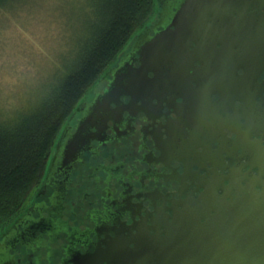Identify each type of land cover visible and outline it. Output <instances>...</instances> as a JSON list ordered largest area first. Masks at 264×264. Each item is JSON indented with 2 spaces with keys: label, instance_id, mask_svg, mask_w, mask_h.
Returning a JSON list of instances; mask_svg holds the SVG:
<instances>
[{
  "label": "flooded vegetation",
  "instance_id": "af4514ba",
  "mask_svg": "<svg viewBox=\"0 0 264 264\" xmlns=\"http://www.w3.org/2000/svg\"><path fill=\"white\" fill-rule=\"evenodd\" d=\"M177 2L158 5L173 12ZM224 10L216 32L164 54L139 95L110 105L64 173L46 172L36 196L0 230V264H167L171 243L187 252L202 242L204 225L187 220L188 207L202 210V193L220 207L236 199L264 205V0H230ZM140 65L136 54L132 67ZM102 75L77 106L108 87ZM81 115L66 120L58 139ZM55 189L57 221L26 231L29 219L49 215Z\"/></svg>",
  "mask_w": 264,
  "mask_h": 264
},
{
  "label": "trees",
  "instance_id": "16d2710c",
  "mask_svg": "<svg viewBox=\"0 0 264 264\" xmlns=\"http://www.w3.org/2000/svg\"><path fill=\"white\" fill-rule=\"evenodd\" d=\"M54 2L59 49L51 68L38 87L0 101V226L36 196L63 124L157 10L155 0Z\"/></svg>",
  "mask_w": 264,
  "mask_h": 264
},
{
  "label": "water",
  "instance_id": "95a60500",
  "mask_svg": "<svg viewBox=\"0 0 264 264\" xmlns=\"http://www.w3.org/2000/svg\"><path fill=\"white\" fill-rule=\"evenodd\" d=\"M160 1V0H159ZM173 12H166L164 4L158 5V19L151 26L140 31L118 61L110 65L102 75L109 78V84L102 92L94 95L91 101L83 99L70 114L71 119L76 110L82 112L75 124V130L68 133L65 128L60 138L55 142V154L49 162L47 177L51 174L64 173L83 149V144L91 136L88 131L91 127H99L111 114L112 103L118 104L121 95L129 94L131 97L139 95V90L150 84L147 71L154 70L153 65L157 59L164 57L171 50L178 52L189 47L197 39L196 44L205 37H210L221 21L217 17L225 14V8L230 0H175ZM228 15V14H227ZM170 16L165 24L163 20ZM216 22V23H215ZM155 26H162L154 30L152 36L149 30ZM122 54V53H121ZM138 54L140 67H132V60ZM119 107V106H118ZM119 108H114L117 112ZM59 155V157H57ZM61 192L55 189L51 198V206L47 208L49 215L45 218L29 219L25 223L26 231L45 227L56 220V210L59 208ZM201 194L202 210L195 211L187 208V220L191 223L204 225L201 230L202 242L186 250L176 242L171 243L174 253L167 257V264H264V205L253 204L248 206L243 199H236L229 205L222 206L217 203H207L209 191L203 197ZM217 209V210H215ZM214 211V212H212ZM26 213H22L15 222H19ZM11 232L9 228L1 241H9ZM178 233V231H177ZM172 236L171 238H176ZM193 239L198 238L193 237ZM200 245V250H198ZM190 247V246H188ZM196 247V248H195ZM202 250V252H200ZM186 256V259L183 258ZM4 260V259H1ZM1 262V261H0Z\"/></svg>",
  "mask_w": 264,
  "mask_h": 264
},
{
  "label": "clouds",
  "instance_id": "9594fccd",
  "mask_svg": "<svg viewBox=\"0 0 264 264\" xmlns=\"http://www.w3.org/2000/svg\"><path fill=\"white\" fill-rule=\"evenodd\" d=\"M8 15V14H6ZM9 24L0 27V91L10 78L16 89L24 96L38 87L49 68L48 61L38 56L33 47L19 38L17 25L8 15ZM30 29L41 38L54 37L58 29L51 22V14L40 10Z\"/></svg>",
  "mask_w": 264,
  "mask_h": 264
},
{
  "label": "rangeland",
  "instance_id": "374dc122",
  "mask_svg": "<svg viewBox=\"0 0 264 264\" xmlns=\"http://www.w3.org/2000/svg\"><path fill=\"white\" fill-rule=\"evenodd\" d=\"M9 2H6L4 5L0 6V27L7 26L10 23L8 20V15H10L12 17V22H15L17 25L19 38L23 42L30 44L33 47V49L36 51L38 56L43 57L48 61L49 68L47 71H49L52 65L51 60L55 59L56 49H59V42H58L59 30L56 32V35L54 37L45 36L44 38H41L39 34H36L34 31L30 29V25L32 21L36 19V15L38 14V12L40 10H43L51 14V22H53V26L58 29V25L56 22V14L54 13V8H55L54 0H10ZM157 5H158V0H155V10L157 8ZM154 16H155V12L149 18L147 24L154 19ZM138 31H136V33ZM136 33H134V35ZM134 35L131 36L129 42L133 39ZM120 53L118 54V56L120 55ZM117 58L115 59L113 64L116 62ZM5 80L6 83L4 85V88L2 91H0V101L2 102L13 101L20 92L16 89L14 84L11 82L10 78L6 77ZM97 80L90 87V89L83 96V98H86L85 96H90L91 95L90 92L100 87L101 83L96 84ZM33 192L34 191H32V193ZM31 199H32V194L30 195L29 200L26 201L23 206L28 205ZM5 224L0 226V230L5 226Z\"/></svg>",
  "mask_w": 264,
  "mask_h": 264
},
{
  "label": "bare ground",
  "instance_id": "6f19581e",
  "mask_svg": "<svg viewBox=\"0 0 264 264\" xmlns=\"http://www.w3.org/2000/svg\"><path fill=\"white\" fill-rule=\"evenodd\" d=\"M147 24V23H146ZM146 26V25H145ZM141 30H142V28H141ZM129 44V43H128ZM127 44V45H128ZM124 48H126V47H124ZM124 50V49H123ZM137 56H138V54H137ZM136 58V57H135ZM188 177V176H187ZM190 180V179H189ZM188 183H189V181H188ZM193 183V182H192ZM200 187H201V185H200ZM61 189H62V187H61ZM200 190V189H199ZM193 194V193H192ZM192 198V197H191ZM186 199V198H185ZM188 203V202H187ZM189 205H191V204H189ZM168 208V207H167ZM115 209V208H114ZM153 209V208H152ZM181 209V208H180ZM152 211V210H151ZM182 211V210H181ZM154 215V214H153ZM176 217V216H175ZM167 218V217H166ZM3 249V248H2ZM5 249V248H4ZM1 250V249H0ZM2 251V250H1ZM3 252L5 253V251L3 250ZM0 257H3V256H0ZM4 258H5V256H4ZM140 258V257H139ZM146 258V257H145ZM1 259H3V258H1ZM5 260H6V258H5ZM2 261V260H1Z\"/></svg>",
  "mask_w": 264,
  "mask_h": 264
}]
</instances>
